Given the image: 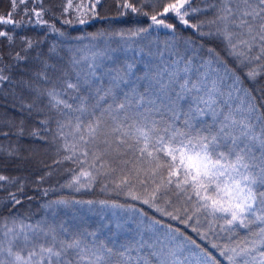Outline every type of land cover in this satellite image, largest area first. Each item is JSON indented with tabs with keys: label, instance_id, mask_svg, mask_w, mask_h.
I'll use <instances>...</instances> for the list:
<instances>
[{
	"label": "snow or ice",
	"instance_id": "1",
	"mask_svg": "<svg viewBox=\"0 0 264 264\" xmlns=\"http://www.w3.org/2000/svg\"><path fill=\"white\" fill-rule=\"evenodd\" d=\"M104 2L0 13V159L43 148L38 184L63 171L61 188L106 197L34 218L18 208L26 182L0 174L16 189L0 201V264H264V0H115L148 26L64 30Z\"/></svg>",
	"mask_w": 264,
	"mask_h": 264
},
{
	"label": "trees",
	"instance_id": "2",
	"mask_svg": "<svg viewBox=\"0 0 264 264\" xmlns=\"http://www.w3.org/2000/svg\"><path fill=\"white\" fill-rule=\"evenodd\" d=\"M57 3H61L62 0H56ZM90 0H73V4L76 3H88ZM9 4L8 0H0V13H4L8 10ZM60 14V10L57 9V15ZM76 13L73 10H69L67 16L63 18H72ZM45 19H48L46 16ZM168 22H172L169 20ZM150 21L145 17H140L132 15L130 17H120L118 15V10L116 7L115 0H105L104 6L101 9V15L98 19L91 20L89 24L85 25H76L71 27L64 25L63 28L66 32L71 33L73 36L88 35L90 33L96 32L98 30H103L105 28H112L115 30H129L138 27H147ZM60 26L59 24L57 25ZM29 35H36V33L31 32L28 29L24 30ZM170 37V33H167L166 30L158 28L154 30L153 38L158 39L161 44L163 41ZM48 42H55V38L51 35L48 36ZM116 55H120L116 53ZM131 56V53H128ZM27 147V144L25 145ZM36 147V146H33ZM40 155L36 157V160L28 163L24 161H11L7 158L0 159V174L10 176V177H20L26 182V193L28 196H32L33 199L28 200L24 199V203L21 206H18L19 212L22 215L32 214L34 218L40 217L47 210L42 207L46 202L50 200H56L60 198H75L82 200H99L106 198L99 190L87 193H73L70 192L67 188H61L60 185L65 183L68 175L67 173L61 171L55 173L51 178L47 179L42 183H37L39 175L41 172L45 171L43 167V162L46 161L51 163L52 153L45 154L44 149H39ZM48 189V195H43V190ZM16 191L15 187L7 185L4 188L0 189V201L7 199L8 191ZM3 205L0 204V209ZM86 214V223L89 229H93L100 222L99 218L95 215ZM61 215H68L69 222L71 221V216L66 213L65 210H61ZM174 223V222H172ZM180 227H183L182 225ZM190 235L195 238V233H190Z\"/></svg>",
	"mask_w": 264,
	"mask_h": 264
},
{
	"label": "rangeland",
	"instance_id": "3",
	"mask_svg": "<svg viewBox=\"0 0 264 264\" xmlns=\"http://www.w3.org/2000/svg\"><path fill=\"white\" fill-rule=\"evenodd\" d=\"M58 15H60V14H58Z\"/></svg>",
	"mask_w": 264,
	"mask_h": 264
}]
</instances>
